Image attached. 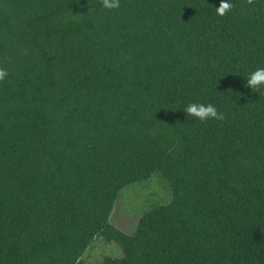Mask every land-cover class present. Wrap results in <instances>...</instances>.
Instances as JSON below:
<instances>
[{"label": "trees", "instance_id": "obj_1", "mask_svg": "<svg viewBox=\"0 0 264 264\" xmlns=\"http://www.w3.org/2000/svg\"><path fill=\"white\" fill-rule=\"evenodd\" d=\"M0 0V264H264V0ZM211 103L224 121L188 116ZM171 199L131 234L119 192Z\"/></svg>", "mask_w": 264, "mask_h": 264}, {"label": "rangeland", "instance_id": "obj_2", "mask_svg": "<svg viewBox=\"0 0 264 264\" xmlns=\"http://www.w3.org/2000/svg\"><path fill=\"white\" fill-rule=\"evenodd\" d=\"M170 199L168 181L160 172H154L148 179L135 182L119 192L110 221L119 230L131 234L141 214L155 205L167 204ZM104 255L118 257L121 253L115 244L95 238L84 256L91 264H97Z\"/></svg>", "mask_w": 264, "mask_h": 264}, {"label": "clouds", "instance_id": "obj_3", "mask_svg": "<svg viewBox=\"0 0 264 264\" xmlns=\"http://www.w3.org/2000/svg\"><path fill=\"white\" fill-rule=\"evenodd\" d=\"M105 9L113 10L120 7V0H101ZM249 5L254 3V0H247ZM235 5L230 0H221L219 7L216 8V13L219 16H226L228 12L234 9ZM9 75L8 70L0 66V82H3ZM264 86V68H258L254 72L250 73L247 79L246 87H251L254 91H259ZM188 116L195 117L200 121L219 120L224 121L226 116L223 112L211 103L205 105L203 103H191L186 109Z\"/></svg>", "mask_w": 264, "mask_h": 264}]
</instances>
